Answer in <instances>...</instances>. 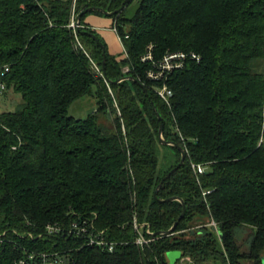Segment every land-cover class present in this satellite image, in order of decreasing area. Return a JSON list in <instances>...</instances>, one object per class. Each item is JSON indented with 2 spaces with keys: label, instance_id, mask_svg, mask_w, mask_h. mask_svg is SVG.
Here are the masks:
<instances>
[{
  "label": "trees",
  "instance_id": "16d2710c",
  "mask_svg": "<svg viewBox=\"0 0 264 264\" xmlns=\"http://www.w3.org/2000/svg\"><path fill=\"white\" fill-rule=\"evenodd\" d=\"M134 1L111 17L128 55L118 60L85 23L104 14L85 12H114L125 0H79L77 36L73 0H0V70L9 67L8 91L21 95L17 110L0 113V228L18 240L13 229L39 235L96 216L117 243L112 253L73 238L20 240L61 250L69 264H167L171 251L190 264H264V0H140L128 18ZM90 34L104 44L105 70ZM150 46L157 60L201 57L168 78L170 105L141 61ZM89 96L94 112L68 115ZM162 124L165 141L185 152L181 166L180 149L160 142ZM174 197L183 218L181 201L164 202ZM135 220L155 233L179 222L141 247Z\"/></svg>",
  "mask_w": 264,
  "mask_h": 264
},
{
  "label": "built area",
  "instance_id": "2783aa9c",
  "mask_svg": "<svg viewBox=\"0 0 264 264\" xmlns=\"http://www.w3.org/2000/svg\"><path fill=\"white\" fill-rule=\"evenodd\" d=\"M78 1L79 0H73V11H76ZM82 27L83 25L78 17L76 15L72 16L68 28L73 31L75 36H77L78 30ZM113 31L122 44L123 55L124 58H126L128 56L127 51L124 47L122 38L119 36L116 25L113 27ZM152 49V46L148 48L147 53L142 56L141 61L151 64L147 76L153 82L162 83V85L155 86V91L161 100L170 105L173 92L168 87V78L174 72L184 69L189 60L200 62L201 57L193 52H167L161 59L157 60L152 53ZM8 71V66H4L3 69L0 70V96H4L8 92L7 83L5 81ZM125 71L128 72L129 69L126 68ZM193 169L199 175L204 172V168L201 165L193 164ZM95 219L96 216H78L68 227L60 223L49 224L39 235H34L31 231L20 232L17 229H13L12 233L18 237V240L10 238L9 231H3L0 228V264H69V258L64 256V252L62 253L61 250L50 251L42 247L24 244L20 241L26 239L36 242L37 239H47L49 237H60L61 239L73 238L83 240L84 244L87 246L100 248L110 253L114 252L117 243L107 236L106 230L97 228ZM134 226L138 233V237L135 241L136 245L141 247L149 246L157 239V237L151 233L150 227L147 224L140 225L137 223V220H135ZM211 226L217 228V223L213 221ZM145 227L147 228L146 233L149 237L144 234ZM7 247L10 248V252L5 251L8 249ZM185 260L190 261V258L187 257V259H185V257L181 256L177 263L183 264Z\"/></svg>",
  "mask_w": 264,
  "mask_h": 264
},
{
  "label": "rangeland",
  "instance_id": "374dc122",
  "mask_svg": "<svg viewBox=\"0 0 264 264\" xmlns=\"http://www.w3.org/2000/svg\"><path fill=\"white\" fill-rule=\"evenodd\" d=\"M139 1L140 0H135L129 6V8L127 10V15H126L128 18H132L133 15L135 14V12H136V10L138 8ZM74 15H76V11L75 10L73 11V8H72L71 17L74 16ZM90 15L92 16V15H96V14H90ZM96 16H98V15H96ZM112 47H113V50L115 52H117L119 55L112 54V52H110V49H109L110 54H112V55H114L116 57H120L118 59L121 60L122 57L120 56V54L123 55V50L121 49V47L118 44V42L114 40V42L112 43L111 48ZM20 103H21V95L20 94H16L14 92V90H9L4 96H0V113L1 112L15 111V110H17L19 108ZM96 109H97V101H96L95 97L89 96V97H85V98L76 100L70 106L68 115L71 116V117H74L76 119H85V118H87L89 116V114L94 112ZM101 121L103 123H105L106 125H112V120H110V119L108 120L104 116H102ZM122 123H123V127H124V122H122ZM163 138H164V136H163ZM168 151L171 152L170 150H168ZM164 153H165V150L162 149L161 150V158H163ZM209 224L212 225L213 224V220ZM249 230L250 229H245L244 231H242L240 233V242H241L243 250H247V248H248L247 241H248V234L250 233ZM151 233L153 235L155 234V232H152V231H151ZM185 259H187V257H185ZM263 261H264V257H263ZM166 262H167V264H170V261H169L167 255H166ZM190 263H191V261H188V260H185L183 262V264H190ZM176 264H178V263H176Z\"/></svg>",
  "mask_w": 264,
  "mask_h": 264
},
{
  "label": "water",
  "instance_id": "95a60500",
  "mask_svg": "<svg viewBox=\"0 0 264 264\" xmlns=\"http://www.w3.org/2000/svg\"><path fill=\"white\" fill-rule=\"evenodd\" d=\"M128 2H129V0H125V2L123 3L121 9L116 10V11H114V12H108V11L103 10V9H101V8H90V9H88L85 13H87V12H91V11H99V12H102L105 16L112 17L113 15L118 14L121 10H123ZM79 21H80V20H79ZM90 35H91V37H93L97 42H99L100 45H101V47L104 49L103 70H105L106 54H105L104 44H103L102 42H100L99 38H98L96 35H94V34H90ZM124 80H131V78H130V77H126V78L121 79L120 81H117L116 83H119V82L124 81ZM159 118H160V117H159ZM159 139H160L161 144H163V145H173V146H176V147H178V148L180 149V151L182 152V161H181V163H180L179 166H181V165L184 163V161H185V157H186L185 152H184L183 149H182L181 147H179L177 144L165 141V139L163 138V124L161 125L160 130H159ZM177 168H178V167H177ZM177 168L173 169V170L171 171L170 174H172L173 172H175V171L177 170ZM157 193H158V191L155 192V194H154L155 197H157ZM174 200H179V201H181V202L183 203V201H182L181 199H178V198H176V197H174V198H170V199H167V200H164V202H170V201H174ZM183 206H184V208H183V213H182V215H181V218H183L184 215H185V213H186V206H185L184 203H183ZM178 222H179V221H177V222L171 227V229L168 230L167 232H165V233H155L154 236H158V235H162V234H166V235L171 234V233L174 232V230L176 229V227H177V225H178ZM181 256H182V253L179 252V251H171V252L167 253V257H168V259H169V261H170V264H176L177 261L181 258Z\"/></svg>",
  "mask_w": 264,
  "mask_h": 264
},
{
  "label": "crops",
  "instance_id": "0c3cea01",
  "mask_svg": "<svg viewBox=\"0 0 264 264\" xmlns=\"http://www.w3.org/2000/svg\"><path fill=\"white\" fill-rule=\"evenodd\" d=\"M85 23L87 26L91 27L95 32H97V34L103 38V40H105V43L108 46V50L110 49V52H112V54H117L119 55L117 52H115L113 50L112 43L115 41L118 42V44L120 45L121 49L123 50L122 44L119 41L118 36L114 33L113 31V27L115 26V21L113 18L108 17V16H96V15H88L87 19L85 20ZM120 56L123 59V55L120 54ZM120 57H117V59ZM119 60V59H118Z\"/></svg>",
  "mask_w": 264,
  "mask_h": 264
}]
</instances>
